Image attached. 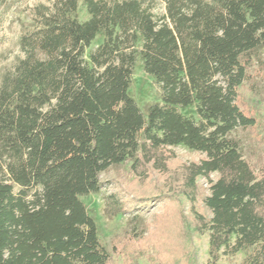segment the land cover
Segmentation results:
<instances>
[{"label": "trees", "instance_id": "obj_1", "mask_svg": "<svg viewBox=\"0 0 264 264\" xmlns=\"http://www.w3.org/2000/svg\"><path fill=\"white\" fill-rule=\"evenodd\" d=\"M162 1L160 14L154 0L34 7L23 55L0 79V264H114L115 253L128 260L150 242L191 264L187 240L205 231L207 264L237 252L240 264H264V166L233 136L256 122L237 96L247 56L264 48V0ZM136 63L157 89L143 108L129 93ZM178 144L203 156L177 161ZM124 162L133 207L168 202L150 237H125L117 251L101 242L82 196Z\"/></svg>", "mask_w": 264, "mask_h": 264}, {"label": "rangeland", "instance_id": "obj_2", "mask_svg": "<svg viewBox=\"0 0 264 264\" xmlns=\"http://www.w3.org/2000/svg\"><path fill=\"white\" fill-rule=\"evenodd\" d=\"M154 1L153 12L163 13L165 10L163 1ZM52 2L53 0H5L0 4V79L5 71L12 69L16 59L23 55L18 41L28 24L32 23L34 7L39 4L51 5ZM79 9V16H84V9L82 7ZM100 41L101 36H97L86 53ZM247 59V77L238 89L237 103L246 114L254 116L256 122L247 129L237 128L233 136L237 139L242 156L259 170L264 166V48L256 49L247 56ZM129 93L142 108L157 97L155 85L138 63L133 69ZM181 112L195 115L194 107L181 109ZM171 149L175 153V159L180 162L197 160L203 156L199 151L181 144L171 146ZM129 165V162L110 165L99 173L101 182L99 192L82 196V200L96 221L99 238L109 250L115 242L119 244L117 251H120L124 238L133 234L142 238L150 237L155 232V215L161 213L168 202L167 199H160L144 206L133 207L134 180ZM156 175L153 174L151 180L156 178ZM215 177L216 174L213 173L212 178ZM200 182L207 187L202 179ZM200 206L209 216V210L201 203ZM186 209L187 204L184 205V210ZM167 241L168 239H165L163 242ZM207 243V231L200 234L193 233L187 240V245L191 248V256H189L191 264H207ZM142 252L130 253L131 258L128 260L123 258L126 250L120 254L115 253L114 264L174 263L172 258L166 256L162 246L159 245L158 249L153 242H150ZM178 253L175 250L173 254L178 257ZM242 258V252L232 256L221 254L218 264H240Z\"/></svg>", "mask_w": 264, "mask_h": 264}]
</instances>
